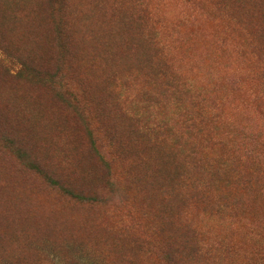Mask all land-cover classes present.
Masks as SVG:
<instances>
[{"label":"rangeland","instance_id":"obj_1","mask_svg":"<svg viewBox=\"0 0 264 264\" xmlns=\"http://www.w3.org/2000/svg\"><path fill=\"white\" fill-rule=\"evenodd\" d=\"M0 264H264V0H0Z\"/></svg>","mask_w":264,"mask_h":264},{"label":"trees","instance_id":"obj_2","mask_svg":"<svg viewBox=\"0 0 264 264\" xmlns=\"http://www.w3.org/2000/svg\"><path fill=\"white\" fill-rule=\"evenodd\" d=\"M44 80L52 82V83H57L59 85H62V79L55 73L50 74L48 76H45ZM75 100H77V98L74 96ZM92 138V136H91Z\"/></svg>","mask_w":264,"mask_h":264}]
</instances>
